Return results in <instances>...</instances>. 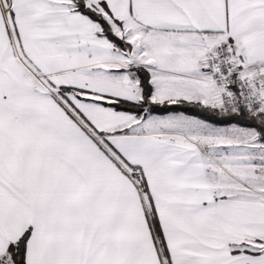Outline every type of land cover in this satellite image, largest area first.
I'll return each mask as SVG.
<instances>
[{
    "label": "snow or ice",
    "instance_id": "6c2138e0",
    "mask_svg": "<svg viewBox=\"0 0 264 264\" xmlns=\"http://www.w3.org/2000/svg\"><path fill=\"white\" fill-rule=\"evenodd\" d=\"M0 264H264V0H0Z\"/></svg>",
    "mask_w": 264,
    "mask_h": 264
}]
</instances>
